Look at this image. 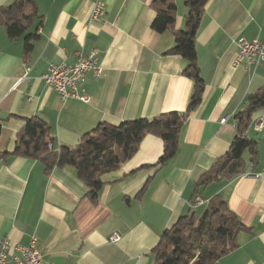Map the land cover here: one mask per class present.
Returning <instances> with one entry per match:
<instances>
[{
    "label": "crops",
    "instance_id": "1",
    "mask_svg": "<svg viewBox=\"0 0 264 264\" xmlns=\"http://www.w3.org/2000/svg\"><path fill=\"white\" fill-rule=\"evenodd\" d=\"M12 1L0 0V7ZM34 1L42 17L29 29V51L22 36L10 39L0 23V238L8 240L9 255L33 236L41 264H154L163 231L189 213L196 195L203 199L196 211L220 195L250 230L212 264H264V108L249 126L258 154L251 164L248 151L246 174L198 186L236 135L235 115L264 88V61L233 64L238 37L264 42V0H208L195 39L204 89L181 126L175 156L154 166L163 141L146 134L119 169L101 176L95 201L72 168L46 171L39 160L12 154L23 117H41L54 148H71L102 121L184 111L194 82L182 73L186 60L169 52L172 30L184 25V0H174L173 28L162 33L150 26L152 0H103L100 20L89 18L95 0ZM78 50L95 51L101 72H89L82 85L88 102L60 101L41 76L51 63L74 62ZM259 118L263 125L255 130ZM112 233L118 241L108 240Z\"/></svg>",
    "mask_w": 264,
    "mask_h": 264
},
{
    "label": "trees",
    "instance_id": "2",
    "mask_svg": "<svg viewBox=\"0 0 264 264\" xmlns=\"http://www.w3.org/2000/svg\"><path fill=\"white\" fill-rule=\"evenodd\" d=\"M208 0H184L186 14L182 28L172 30L174 44L169 52L181 55L186 60L182 73L194 82L187 108L182 111H167L152 118H133L118 124L99 122L84 133L74 147L54 148L49 127L41 117H23L24 124L17 132L14 155L37 159L49 171L54 166H67L87 186V195L96 200L104 182L101 176L120 168L137 150L146 134H154L163 141V153L156 165L171 160L178 148L181 126L190 111L201 101L204 81L197 63L195 39L204 6ZM154 16L151 28L162 33L171 30L176 18L174 0H152ZM34 0H13L0 7V23L10 39L22 36L24 50L32 46L34 35L29 29L41 24ZM264 108V88L248 96L247 106L235 115L236 135L224 156L216 165L204 172L198 186L211 181L231 180L246 172L248 164L243 155L250 152L249 162L257 160L256 142L248 137L253 115ZM3 118L0 117V129ZM3 152L2 155H7ZM197 193V192H196ZM197 196V195H196ZM239 217L228 207L220 195L208 198L199 210L189 209L174 224L166 228L153 251L154 264H212L238 246V236L249 231Z\"/></svg>",
    "mask_w": 264,
    "mask_h": 264
},
{
    "label": "built area",
    "instance_id": "3",
    "mask_svg": "<svg viewBox=\"0 0 264 264\" xmlns=\"http://www.w3.org/2000/svg\"><path fill=\"white\" fill-rule=\"evenodd\" d=\"M105 12L103 0H95L90 13L91 20H100ZM238 51L234 57L233 64L250 66L260 61H264V42L257 39L247 40L240 36L236 39ZM26 69L24 75L27 73ZM89 72L99 74L101 68L98 65V58L95 51L84 53L82 50L76 51V60L72 63L49 64L46 73L41 79L52 87L58 95L60 101L68 98H75L82 102H88L90 97L83 88V83ZM23 75V76H24ZM22 76V77H23ZM21 80V78H20ZM225 121V118L222 119ZM254 129L260 130L263 125L262 118L254 121ZM203 203V199L195 197L190 206ZM264 216V209L262 210ZM108 240L115 242L119 240V234L112 233ZM9 243L6 237L0 238V264H41L42 250L36 245L35 238L32 236L27 245H15L14 251L9 255Z\"/></svg>",
    "mask_w": 264,
    "mask_h": 264
},
{
    "label": "rangeland",
    "instance_id": "4",
    "mask_svg": "<svg viewBox=\"0 0 264 264\" xmlns=\"http://www.w3.org/2000/svg\"><path fill=\"white\" fill-rule=\"evenodd\" d=\"M250 133H251V132H250ZM249 137H250V138H252V137L254 138V136H253L252 134H250ZM260 138H262V137H260ZM258 139H259V138H257V140H258ZM257 140H256V141H257ZM248 153H249L248 151H245L243 157L246 158V157L248 156ZM244 174H246V173H244ZM254 175H255V174H254ZM196 197H198V196H196ZM194 199H195V198H194ZM192 202H193V201H192ZM192 202H191V203H192ZM190 208H191L192 210H194V208H192L191 206H190ZM38 247H39V246H38ZM39 248H40V247H39Z\"/></svg>",
    "mask_w": 264,
    "mask_h": 264
}]
</instances>
